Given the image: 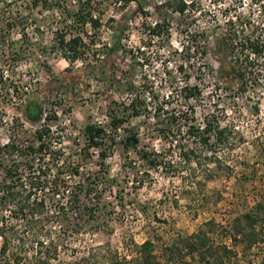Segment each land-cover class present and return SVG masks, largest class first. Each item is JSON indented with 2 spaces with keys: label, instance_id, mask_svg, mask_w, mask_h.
I'll return each instance as SVG.
<instances>
[{
  "label": "rangeland",
  "instance_id": "obj_1",
  "mask_svg": "<svg viewBox=\"0 0 264 264\" xmlns=\"http://www.w3.org/2000/svg\"><path fill=\"white\" fill-rule=\"evenodd\" d=\"M96 1L103 25L94 49L98 56L91 53L86 61L70 64L52 52L57 28L53 13L31 9L29 0H0V34L26 55L14 74L25 94L21 101L5 106L0 146L11 137L34 141L45 122L29 123L24 111L30 101H36L48 113L56 112L58 120L50 127L54 145L65 155L62 161L67 157L77 161L79 149L85 146V126L107 125L111 108L128 102L127 89L133 83L154 85L166 113L178 117L191 113L197 125H203L206 118L219 122L228 129L226 140L221 144L212 140L208 149L197 144L199 165L186 166L181 152L158 132L168 126L166 120L157 125L151 112L132 119L129 128L139 134L140 148L160 153L165 161L162 168L148 170L135 152L126 155L120 142L108 144L107 165L116 184L99 205L89 202L98 220L88 224L87 218L78 221L75 217L69 231L54 223L17 220L10 210L1 212L0 230L10 250L0 256V264L15 259H22L21 264L46 260L48 264H139L140 248L146 241L153 244L155 264H184L179 255L171 256L166 250L177 242L183 248L180 239L200 231L208 233L215 256L207 262L196 256L185 262L264 264V222L256 227L260 240L251 249L235 236L234 228L264 198V59L256 68L259 79L251 78L255 88L245 87L241 93L235 80L228 78L236 64L224 41L231 32L239 38L254 33L264 42V0H182L193 2L185 16L169 5L176 0H135L125 8L117 6L116 0ZM8 23L14 25L10 34ZM157 24L165 25L169 34L153 36ZM188 30L189 34L203 33L208 40L209 52L202 62L186 46ZM186 59L192 61L187 84L198 85L202 98L183 108L177 100L186 85L185 75L177 73V68ZM173 87V98L168 100ZM181 138L183 144L193 143L184 135ZM214 156L222 169L209 161ZM77 181L72 179V183ZM241 225L246 227V222L242 220ZM39 241L45 243L44 248L38 246ZM2 245L0 236V249ZM224 247L233 254L220 263Z\"/></svg>",
  "mask_w": 264,
  "mask_h": 264
},
{
  "label": "trees",
  "instance_id": "obj_2",
  "mask_svg": "<svg viewBox=\"0 0 264 264\" xmlns=\"http://www.w3.org/2000/svg\"><path fill=\"white\" fill-rule=\"evenodd\" d=\"M133 1L135 0H116V5L125 8ZM29 2L31 9L41 8L43 10L41 12L53 13V16L57 17L52 52L59 53L70 64L86 61L91 53L95 57L98 56L94 49L98 46L97 34L103 25L99 13L101 7L96 0H29ZM169 5L175 13L185 16L188 8L193 6V2L188 4L176 0ZM13 26L7 24L8 34ZM165 27L163 24H157L152 29L153 36L161 37L169 34V29ZM188 32L189 30L186 33L188 38L185 42L186 46L196 55V61L202 62L209 52L208 40L204 39L203 33ZM181 33L184 34V31ZM23 34L25 35V30ZM224 41L234 54L236 64L229 69L228 78L235 80L241 93L245 87L255 88L251 78L260 77L256 75V72H260L256 68L264 59V42L262 43L254 33L239 38L238 34L232 35L231 32ZM15 46L14 42H10L6 36L0 34V123L5 120V106L15 103V100L21 101L25 94L23 85L14 80V74L17 65L26 55L23 51L15 50ZM190 64L192 61L186 59L177 68V73L185 75L186 85L181 87L177 100L178 105L183 108L190 107L192 102L196 103L202 98L198 85L187 84ZM173 80L172 84L175 83ZM175 89L173 87L171 95L167 96L168 100L173 98ZM154 90V85L148 88L133 83L127 89L128 102L116 103L115 108H111L107 125L88 123L82 133L85 146L79 149L77 161L68 157L62 161L65 155L57 149V145H54L55 138L52 136L50 124L58 120L56 112L51 110L48 113L40 102L30 101L24 111L25 119L31 124H39L42 121L45 124L36 131L34 141L31 143L11 137L6 145L0 146V213L10 210L17 220H31L40 224L54 223L69 231L72 230L71 225L76 223L75 217L78 221L87 218L88 224L97 221L98 212L89 202L93 205L95 203L94 206L99 205L106 192L111 191L116 184V180L110 176L107 165L111 150L108 144L120 142L124 153L127 155L135 152L138 160L148 170H160L165 163L160 153L140 148L139 134L129 128L131 120L135 118L152 114L156 123L158 122L157 125L160 122L164 124L166 120L168 126L158 129V132L164 139L171 140V147L181 152L186 166L199 165L198 157L195 155L197 144L208 149L212 140L217 144L226 140L228 129L223 128L219 122L214 123L206 118L203 125H197L194 117L191 119V113L186 112L187 115L182 113L180 117L166 113V107L162 106L164 103L160 106L159 93ZM182 135L185 136V140L193 143L183 144ZM178 137L180 139H177ZM94 153H97V157ZM209 161L216 164L218 169L223 168L221 161L215 156ZM90 165H95L97 169L88 170ZM75 178L78 181L72 183V179ZM242 220L246 222V227L241 225ZM260 222H264V198L256 204L252 213L244 215L234 226L235 236H240L248 249L257 245L260 240L259 234L256 233V227ZM40 226L45 230L43 225ZM0 236L3 239L0 256L5 257L10 250V243L3 230H0ZM180 242L183 248L179 247L177 242L166 251L170 252L171 256L179 255L184 264H190L184 261L186 258L196 256L200 262H207L209 258L215 256L209 247V237L205 231L180 239ZM38 246L44 248L45 243L39 241ZM41 250L36 251L35 255L41 254ZM140 250L139 264H155L151 241H146ZM223 251L224 256L220 259V263L223 262L224 257L233 254L226 247ZM20 260H7V264H21ZM49 262L50 260L39 261L38 264Z\"/></svg>",
  "mask_w": 264,
  "mask_h": 264
}]
</instances>
